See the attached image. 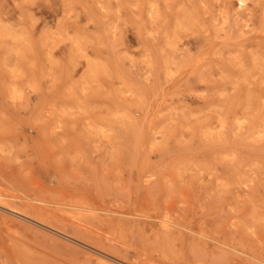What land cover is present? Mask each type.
<instances>
[{"label":"rangeland","instance_id":"obj_1","mask_svg":"<svg viewBox=\"0 0 264 264\" xmlns=\"http://www.w3.org/2000/svg\"><path fill=\"white\" fill-rule=\"evenodd\" d=\"M98 255L264 264V0H0V264Z\"/></svg>","mask_w":264,"mask_h":264},{"label":"bare ground","instance_id":"obj_2","mask_svg":"<svg viewBox=\"0 0 264 264\" xmlns=\"http://www.w3.org/2000/svg\"><path fill=\"white\" fill-rule=\"evenodd\" d=\"M20 214V213H19ZM99 256V255H98ZM104 258H106L107 259V257H104ZM104 258H102V257H100L99 256V258H97V261L99 262V263H102V264H111L109 261H111L110 260V258H109V260L107 259H104ZM116 262V261H115ZM114 263V262H113ZM115 264V263H114ZM117 264V263H116Z\"/></svg>","mask_w":264,"mask_h":264}]
</instances>
